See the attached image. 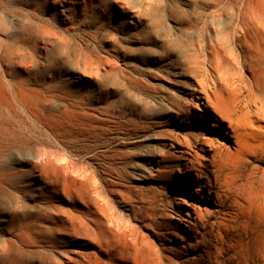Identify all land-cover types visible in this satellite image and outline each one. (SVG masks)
<instances>
[{
  "label": "rangeland",
  "instance_id": "1",
  "mask_svg": "<svg viewBox=\"0 0 264 264\" xmlns=\"http://www.w3.org/2000/svg\"><path fill=\"white\" fill-rule=\"evenodd\" d=\"M125 2L136 7L157 3L168 7L158 13L143 8L140 20L132 19L135 28L131 18L123 17L120 5L124 0H0V132L21 135L27 141L26 151L44 148L60 157L65 154L68 161L94 167L102 196L109 202L108 211L120 221L135 217L139 219L135 223L146 224L141 221L139 206L145 205L143 197L148 193L153 195L155 213L170 217L175 215L172 210L180 199L168 195L185 197L180 181L175 184L177 188L153 183L159 164L151 158L160 154L163 140L171 144L170 132L175 127L165 122L158 102L171 93L188 110L192 85H213L208 57L233 80L240 74L249 77L253 69L264 78L263 65L253 61L252 69L242 64L243 47L238 40L241 15L245 13L252 22L246 49L264 50V0ZM136 7L131 9L137 11ZM151 20L158 22L156 27ZM195 57L199 66L192 63ZM98 64L99 77L94 73ZM197 67L200 70L196 71ZM65 84L74 94L68 96L80 100L77 110L86 103L85 117L93 123L98 109L106 111V116H100L108 118V130L99 140L78 141L74 133L60 137L61 142L55 136L62 130ZM195 91L193 103L204 108V91ZM168 116L177 121L175 113ZM225 131L218 134L220 141L233 146ZM206 133L213 135L210 130ZM175 162L171 159L160 168L167 172ZM184 163L186 167L188 163ZM5 196L0 188V205H5L1 204ZM3 207L7 221H0V264H39L36 255L25 252L15 261V246L6 242L13 227L11 211L9 206ZM183 217L185 213L180 214L181 220ZM181 220L177 232L186 228L187 222ZM236 232L245 240L253 239L249 230L246 237L243 228ZM261 232L256 233L257 244L263 248ZM175 241L172 235L166 237L168 254ZM236 249L242 259L245 245Z\"/></svg>",
  "mask_w": 264,
  "mask_h": 264
},
{
  "label": "bare ground",
  "instance_id": "2",
  "mask_svg": "<svg viewBox=\"0 0 264 264\" xmlns=\"http://www.w3.org/2000/svg\"><path fill=\"white\" fill-rule=\"evenodd\" d=\"M120 6L123 17L131 18L135 28L132 19L140 20L143 8L158 13L168 7L158 3L136 7L125 0ZM151 21L156 27L158 22ZM251 24L243 13L238 40L243 47L242 64L252 68L253 61L264 66V50L246 49ZM208 62L213 85H192L188 110L171 93L157 104L165 122L175 127L170 132L171 144L163 140L160 154L151 158L159 164L153 183L177 188L180 181L185 196L168 195L180 199L172 217L157 215L153 195L148 193L143 197L145 205L139 206L141 221L147 223L137 224L135 217L120 221L108 211L109 202L102 196L94 167L44 148L26 151L27 141L21 135L0 132V188L6 195L1 198L5 205H0V221H7L3 206H9L13 227L6 242L15 246V261L25 252L36 255L39 264H264V247L257 244L256 235L264 231V78L252 68L249 77L240 74L233 80L214 60L208 57ZM192 63L199 66L198 57ZM94 73L99 77V64ZM62 90L64 119L55 136L61 142L60 137L74 133L78 141L99 140L108 130V118L100 116H106V111L98 109L93 123L85 117L86 103L77 110L80 100L68 96L67 84ZM195 90L204 91V108L193 103ZM170 113L176 114V122ZM224 128L233 146L220 141L218 134ZM207 130L213 135H207ZM171 159L176 160L175 167L161 170L162 163ZM181 213H185L186 228L177 232ZM239 227L245 237L249 230L253 239L245 240L239 232L235 235ZM170 235L176 238V246L168 254L165 240ZM239 244L245 245L242 259L236 249Z\"/></svg>",
  "mask_w": 264,
  "mask_h": 264
}]
</instances>
